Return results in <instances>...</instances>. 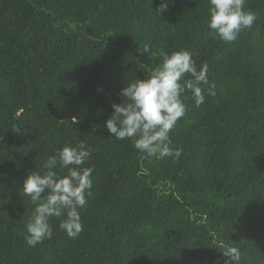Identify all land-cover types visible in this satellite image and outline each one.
Returning a JSON list of instances; mask_svg holds the SVG:
<instances>
[{
	"label": "trees",
	"instance_id": "16d2710c",
	"mask_svg": "<svg viewBox=\"0 0 264 264\" xmlns=\"http://www.w3.org/2000/svg\"><path fill=\"white\" fill-rule=\"evenodd\" d=\"M167 2L160 15L161 0H0V264H225L222 245L264 264V0H245L257 20L233 42L208 27L209 0ZM161 48L206 64L215 95L204 86L197 107L186 93L178 160H142L104 125ZM80 142L94 169L83 231L69 238L53 217L30 247L23 182Z\"/></svg>",
	"mask_w": 264,
	"mask_h": 264
},
{
	"label": "clouds",
	"instance_id": "9594fccd",
	"mask_svg": "<svg viewBox=\"0 0 264 264\" xmlns=\"http://www.w3.org/2000/svg\"><path fill=\"white\" fill-rule=\"evenodd\" d=\"M209 4L208 27L223 42L236 41L257 20L252 10H245V0H209ZM168 7L167 0H161L155 12L161 15ZM144 52L151 53L152 49L145 46ZM158 55L162 58L159 66L145 79L137 78L121 89L120 95L127 99L112 105L113 113L104 126L114 140L132 139L142 160L150 157L178 160L183 149L173 147L170 133L186 114V93H191L199 107L205 102L204 86L209 95H215V84L209 83L207 65L198 69L188 50L169 54L161 48ZM72 122L78 123L76 117ZM92 155L93 150L84 142L77 146L66 144L48 156L43 164L46 171L35 170L26 176L22 189L35 206L26 225L25 241L30 247L52 238L53 217L59 220V228L69 238L75 239L83 231L80 209L86 206L87 196L92 195L94 171L84 165ZM222 247L221 253L228 258L225 264H241L242 253L238 247Z\"/></svg>",
	"mask_w": 264,
	"mask_h": 264
}]
</instances>
